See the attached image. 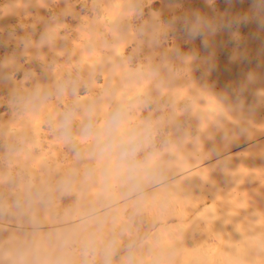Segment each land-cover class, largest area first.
<instances>
[{
  "label": "bare ground",
  "instance_id": "1",
  "mask_svg": "<svg viewBox=\"0 0 264 264\" xmlns=\"http://www.w3.org/2000/svg\"><path fill=\"white\" fill-rule=\"evenodd\" d=\"M248 6L0 0V264H264V31L183 30Z\"/></svg>",
  "mask_w": 264,
  "mask_h": 264
},
{
  "label": "clouds",
  "instance_id": "2",
  "mask_svg": "<svg viewBox=\"0 0 264 264\" xmlns=\"http://www.w3.org/2000/svg\"><path fill=\"white\" fill-rule=\"evenodd\" d=\"M206 2L213 4V0H206ZM227 3L231 5L232 0H227ZM253 22L260 31H264V0H249L247 9L231 15L229 19L208 17L195 12L192 18L184 23L183 30L189 41L199 39L207 49L210 41L221 30H227L232 37V42L237 43L241 39L240 27H247Z\"/></svg>",
  "mask_w": 264,
  "mask_h": 264
},
{
  "label": "rangeland",
  "instance_id": "3",
  "mask_svg": "<svg viewBox=\"0 0 264 264\" xmlns=\"http://www.w3.org/2000/svg\"><path fill=\"white\" fill-rule=\"evenodd\" d=\"M160 138V139H159ZM166 137L165 136H159V137H156V142L155 143H157V144H161V143H163L164 144V142H165V139Z\"/></svg>",
  "mask_w": 264,
  "mask_h": 264
}]
</instances>
